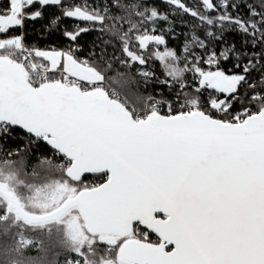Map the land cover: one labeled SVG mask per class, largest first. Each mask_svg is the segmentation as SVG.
Here are the masks:
<instances>
[{
    "label": "snow or ice",
    "instance_id": "obj_1",
    "mask_svg": "<svg viewBox=\"0 0 264 264\" xmlns=\"http://www.w3.org/2000/svg\"><path fill=\"white\" fill-rule=\"evenodd\" d=\"M164 2L201 25L235 24L253 48L264 45V13L251 6V17L259 20L233 18L228 8L237 5L230 0H199L204 12L184 0ZM48 6L59 7L63 18L99 25L78 23L74 31L66 30L73 42L87 31L111 30L108 20H122L110 15L111 7L144 20L167 19L155 8L141 11L139 4L119 0L111 7L107 0L103 7L88 0H0V134L19 127L63 158L57 167L61 176L40 185L21 180L16 162L4 161L0 224L5 234L20 224L56 225L78 257L66 264H81V259L83 264H264V74L259 82L249 79L264 68V48L236 53L231 74L219 64L220 57H232L234 46L202 61L214 70L201 68L197 57L191 68L199 82L194 94L178 93L165 101L150 97L140 112L107 85L100 67L76 57L78 49L33 50L22 32L9 35L23 29L26 20L40 19ZM212 11L221 14L210 18ZM61 16L50 24L58 25ZM134 28L120 36L123 51L132 62L144 64L130 48ZM136 39L141 49L153 41L164 43L162 36ZM188 43L205 47L195 34ZM158 56L183 90L186 68L176 65L179 57L172 51ZM201 89L214 95L203 100ZM45 162L52 163L42 158ZM89 174L105 179L85 184ZM17 243L20 252L33 241L21 235Z\"/></svg>",
    "mask_w": 264,
    "mask_h": 264
},
{
    "label": "trees",
    "instance_id": "obj_2",
    "mask_svg": "<svg viewBox=\"0 0 264 264\" xmlns=\"http://www.w3.org/2000/svg\"><path fill=\"white\" fill-rule=\"evenodd\" d=\"M119 1L121 4H127L128 0ZM238 1H246L255 7L258 12L264 13V0ZM83 2L84 0H65V3L67 4H82ZM88 2L91 3L92 0H88ZM168 5L169 4L165 3L164 0H153L151 4H140V8H142V11L145 8H155L158 10L161 16L166 15V20L155 19L149 21L152 22L155 27L162 29H168L171 27L173 32H180V38L176 40L168 39V44L164 47V49L158 50L157 52L150 50V48L141 49L137 44L136 48H133L135 43L130 41V47L132 51L137 54L139 51H142L147 58H144L145 63L143 65H146V67L151 68L153 71L159 74H161L160 70L162 61L159 58L158 53L172 51L177 55L181 41H183L184 38L182 35L185 32L188 34L197 33L198 36L204 37V34L211 29L210 27L201 28L197 26H194L192 29H190L189 27L191 26L188 22V19H191L192 21H195V19L190 15L184 14L178 16L170 15V13H167L168 9L166 7ZM39 7V5H36L31 9V11H35ZM117 9L118 11H122L124 14L129 13L126 10H121L119 8ZM199 11L204 12L201 9ZM221 11H215L214 13L208 15L210 18H216L221 14ZM127 14L123 16L117 14V12L113 13L112 16H122L123 19H117L114 21L112 20V22L111 20H108L106 23L110 26L111 30L104 31L102 35L99 33V30L87 31L80 34L77 40L73 42L65 37L64 33L66 30L74 31L76 29L75 26L78 23L79 27L98 28V26L91 25V27H89V24L87 23L77 22L71 18H63L61 16V9L59 7L48 6L43 9V16L40 19L35 21L26 20L23 29H16L10 32L9 35H15L18 34V32L20 34V32H22L26 47L33 50H59L62 48L68 50L73 46L82 47L83 51L77 52L78 54L75 53L79 60H81V57L84 56V52L86 50H98L96 48L97 45L105 47V49H108V52H110V54L107 52L104 53L106 60L101 59L95 54V56L91 58L90 62L100 67L105 73L107 82H109L116 90L127 97L136 107H142L144 100L151 95H160L164 96L165 98H172L173 96H177L178 93L181 97H183L184 93L194 94L195 89L187 88L185 90L178 91L174 88H168L167 86H157L154 83L152 84L151 82H147L142 77H140V75H138L136 68L142 64L126 59L125 53L123 51L124 45L120 39V32L122 33L120 22L125 21L126 17H133L132 14ZM55 16H61V19L58 25L53 26L50 24V20H52ZM113 24L115 25L114 27H112ZM245 41L249 42L245 44ZM223 42L226 43V45L233 44L236 48L247 47L250 49L251 47L250 37H244L241 32H229L224 34ZM115 56L120 57V60L126 59L128 62L126 65L120 67L117 65L119 64V60L117 61L114 59ZM109 58L114 60L111 61ZM228 63L229 62L223 63L224 66L221 68V70L225 71L226 74H231L232 72L226 71V66ZM164 69L168 72V69L165 67V63ZM253 78L255 81L259 82L258 73H250L249 79L252 80ZM114 80L119 81V83H115ZM243 90L244 89L242 88L241 91ZM17 150H19V152H17ZM9 153H12V155H9ZM42 158H49L52 163L60 159L56 153L50 150L43 143L27 136L22 131L11 128L6 135L0 134L1 169L5 167L4 161H15L16 163L13 165V167L19 170V178L27 183L36 185H40L52 179L59 178L61 176V172L46 162L41 163ZM34 172L36 175L33 174ZM104 179L105 177L103 176H93L84 178L83 182L85 181V184H99L102 183ZM21 191L24 192L26 190L21 189ZM4 227V224H0V264H13V261L18 260H24L28 262V264H66V261L69 260V255H77L76 253L69 250L67 239L63 230L58 231V226L56 225H48L45 228H33L31 226L20 224L19 226H10L6 234L4 232ZM49 228H51V231H49ZM19 235L37 239L40 241V245L28 246L26 248H22L20 252H17L15 249L18 246L17 237ZM103 251L104 248L102 245H100L99 253H102ZM81 264H83V261Z\"/></svg>",
    "mask_w": 264,
    "mask_h": 264
},
{
    "label": "built area",
    "instance_id": "obj_3",
    "mask_svg": "<svg viewBox=\"0 0 264 264\" xmlns=\"http://www.w3.org/2000/svg\"><path fill=\"white\" fill-rule=\"evenodd\" d=\"M232 2H234L237 5L235 8H232V7L228 8V13L233 18L239 17L241 20H244V21H248L250 18L251 19H255V20H259V17H251L250 6H251V8H254V9H255V7H253L252 5L247 3L246 1L239 2L237 0H230V3H232ZM192 5H194V8H197V10L201 9L203 11V9H204V7L199 4V0H194V4H192ZM237 7L241 8L240 9V11H241L240 15H236L235 14V9ZM214 12L215 11H212V12H210L208 14H212ZM189 24L191 26V27H189L190 29H192L194 26L201 27V28L210 27L211 29L208 32H212L213 35L212 36H208L207 35L208 32H207V33L204 34V37H201V36H198L197 33H193V34H188L187 32L184 33L185 37L183 38V41H181L180 48H179V51H178V53H180V55L178 56L179 59H178V61H176L177 66L186 68V70L184 72L186 73V76L189 77V80H187L186 78H183L184 79L183 83L185 84V88L183 90H185L187 88L196 89L197 87H199L198 80H196V79L194 80V78L191 77V75L193 73V71L191 70L192 64L196 62V58L197 57L200 58L201 62L199 64V66L201 68H203L204 70H214V69H209V66L207 64H204L202 61L206 60L208 58V56L211 53H213V52L216 53L217 56H220V54L222 52H225L226 50H228L230 48H233L232 45H226V43L223 42V35L226 34V31H224V30H227V29L230 28V29H232L235 32H241L235 24H224L223 26H221L220 24L208 25L207 23H205V24L201 25L198 20L192 21ZM127 25H129V23L127 21H123V26L124 27L126 26V30L129 29V26H127ZM75 27H77V24H76ZM168 29H170V27ZM160 31H162V32H160L162 34H157L156 32H154L152 34L147 33L145 35H150V36L154 35V36H162L163 37L164 36V30H160ZM223 32H225V33H223ZM20 34H21V32H20ZM194 34L196 36H198L201 40L204 41V44H205L204 48H201L199 46H192V45H190L188 43L189 41H191V39H192ZM241 34H243V33L241 32ZM180 36H181L180 32L176 31V33H174L171 36L170 39H175L176 40V39L180 38ZM244 37H245V35H244ZM250 42H251V40H250ZM167 44H168V41L166 39H164V43L159 44V45H157L156 43L153 44L152 42H150L147 45V48L149 46H151V45H156V47L158 49H164V47ZM75 47L76 46H73L72 48L74 49ZM186 47L189 50L186 51ZM262 48H264V45H260V44H258L255 48H253L252 45H251L250 49L247 48V47H242V48H236L235 47V52L233 53L232 58H229V59L225 60L223 57H220L219 67L221 69L224 66L223 63L229 62L228 65L226 66V71L227 72H233L234 70H236V69L233 68V65L236 63V53H245L246 52L248 54H254V53L260 52L262 50ZM158 49L156 51L155 50L154 51L157 52ZM184 50L187 53H184L183 52ZM248 50H249V52H248ZM188 58L190 60H192V62L189 63V64H182V63H184L182 61H184V60H186ZM244 58L246 59L247 57H244ZM262 63H264V61H262ZM136 71H137L138 75H140V77H142L147 82H151L152 84L154 83L157 86H167L168 88L170 87V88H174V89H176L178 91H182L181 88H180L179 82H174L172 77L164 75V68H162V65H161V70H160L161 74L153 71L149 67H146V65L138 66L136 68ZM143 73H150V76H148L146 78L144 75H142ZM251 73H253V74L258 73V76H259V79H260V76L262 74H264V68H258V70L253 71ZM56 75L58 77L59 74L57 73ZM252 80H255V79L253 78ZM107 85L110 86L111 88L115 89L108 82H107ZM117 92H119V91H117ZM200 95H201L203 100H207L208 97L210 95H214V93H212V91L209 90V89H201ZM121 97L125 98V96L123 94H121ZM150 97L155 99V100H161V101L175 100V98H176V96H173L172 98H165L164 96H160V95H151V96H148L145 99L144 104H143L142 107H136L131 101H129V100L128 101H129L130 106L135 107L137 109V111L143 112L145 110V102H147L148 98H150ZM161 112L162 113H166L167 112V107L166 106H161ZM57 156H59V155H57ZM59 158L60 159H58L56 162L51 163L53 168L57 169L58 165L61 163L63 158H61L60 156H59ZM20 236L21 235H19L17 237V242H18ZM24 238L30 239V240L33 241V243L31 245H29V246H39L40 245V241L37 240V239L31 238V237H27V236H24ZM77 258H78L77 255H69V260L70 259L71 260H76ZM82 261L83 260L81 259V262Z\"/></svg>",
    "mask_w": 264,
    "mask_h": 264
},
{
    "label": "rangeland",
    "instance_id": "obj_4",
    "mask_svg": "<svg viewBox=\"0 0 264 264\" xmlns=\"http://www.w3.org/2000/svg\"><path fill=\"white\" fill-rule=\"evenodd\" d=\"M153 1V0H152ZM152 1L151 0H128L127 1V4H129V3H137V4H145V3H147V4H151L152 3ZM184 2L189 6V7H191V8H194V5H192V4H194V0H184ZM88 3H90V2H88ZM97 3H100V0H95L93 3H91L92 5H94V4H97ZM112 3H113V0L112 1H110V7H111V5H112ZM119 3H120V1H119ZM102 4H100V6H101ZM168 10H167V13H170V15H172V16H178V15H182V13H180L179 11H176L175 13L173 12V10H172V8H171V6L170 5H168L167 7H166ZM140 10L142 11V8H140ZM114 11V12H113ZM203 11H205L204 9H203ZM115 12H117V14H120V15H126L127 13H123L122 11H118V9L116 8V7H111V12H110V15H112V13H115ZM127 15H129V13L127 14ZM133 15V17H131V19H134V18H136L137 17V15H135V14H132ZM197 19H195V21H196ZM128 23H129V25H127V26H129V29L130 28H132V26L133 25H135V28H134V30L135 31H137V33L136 34H130V41L131 42H134L135 43V45H133V48H136V41H137V39H136V37H137V35H145V34H147V33H150V34H152V33H154V32H156L157 34H162V33H160V32H162V31H160V30H164V35H166V33H167V35H168V32L171 30V29H162V28H159V27H155L153 24H152V22H150L149 20H145L146 21V24H145V26H146V31H144V32H142V31H140L139 30V28H141V26H143L140 22H138V24H134L133 22H131V21H129V20H126ZM192 20L191 19H188V22L190 23ZM111 22H112V20H111ZM118 22H120V21H118ZM112 24V23H111ZM120 24H121V27H122V29L121 30H124V32L126 31V32H129V30H126V26L124 27L123 26V22H120ZM89 27H91V25L89 24L88 25ZM98 26V28H99V25H97ZM97 28V29H98ZM171 28V27H170ZM133 30V29H132ZM99 33H101V35L104 33V32H101V31H99ZM120 35H122V33L120 32ZM183 37H185V35L183 34L182 35ZM155 43V42H154ZM190 44V43H189ZM191 45V44H190ZM97 48H100L99 50H94L95 51V54L98 56V57H100L101 59H103V60H106V56L104 55V53L105 52H107L108 54H110V52H108V49H105V47H102V46H100L99 47V45L97 46ZM131 48V47H130ZM148 48H150V50H152V51H156L158 48L156 47V45H151V46H149ZM74 49H77L76 47L74 48ZM39 50H43V49H39ZM50 50H52V49H44V51H50ZM59 50H64V51H66V49L65 48H62V49H59ZM91 51H92V49H90ZM132 50V49H131ZM158 50H161V49H158ZM119 51V50H118ZM154 51V52H155ZM184 53H187L185 50L183 51ZM92 54H94L93 52H91ZM119 53H121V52H119ZM138 55H141V56H143V58H145L146 59V57H145V55H144V53L142 52V51H139L138 52ZM180 55V53H177V56H179ZM91 56V55H90ZM89 56V57H90ZM125 56H126V59H129L130 60V58L125 54ZM230 58H232V57H230ZM114 59H116L117 61L119 60V64H117L118 66H124V65H126V63L128 62H126L125 64L124 63H122V61H126V59H121L120 60V57H118V56H115L114 57ZM114 59H110L109 58V60H111V61H113ZM83 61H85V60H83ZM88 61H91V59H89ZM162 61V60H161ZM182 62H184V63H182V64H189V63H191L192 62V60H190L189 58L188 59H186V60H184V61H182ZM164 61H162L161 62V65H162V68H164ZM176 63V62H175ZM123 64V65H122ZM143 65V64H142ZM177 65V64H176ZM179 67V66H178ZM179 68H183V67H179ZM165 70V69H164ZM167 71L165 70L164 71V75L165 76H168L167 75ZM186 73L184 72L183 73V77H182V80H184L183 78H186L187 80H189V77L188 76H186ZM170 77V76H169ZM191 77L192 78H194V80L196 79V80H198V78L196 77V74L193 72L192 73V75H191ZM109 83V82H108ZM110 84V83H109ZM111 85V84H110ZM112 86V85H111ZM113 87V86H112ZM118 91V90H117ZM127 98V97H126ZM128 99V98H127ZM129 100V99H128ZM130 101V100H129ZM145 101V100H144ZM9 161V160H8ZM1 169V168H0ZM85 182V181H84ZM32 238V237H31Z\"/></svg>",
    "mask_w": 264,
    "mask_h": 264
},
{
    "label": "bare ground",
    "instance_id": "obj_5",
    "mask_svg": "<svg viewBox=\"0 0 264 264\" xmlns=\"http://www.w3.org/2000/svg\"><path fill=\"white\" fill-rule=\"evenodd\" d=\"M95 0H92V2L91 3H93ZM110 1H112V0H107V3H108V5H110L109 3H110ZM238 1V0H237ZM104 2H105V0H100V3L99 4H102L101 5V7H103L104 6ZM91 3H89V4H91ZM240 7H237L236 9H235V14L236 15H240L241 14V11H240ZM113 14V13H112ZM126 20H129V21H131V22H133L134 24H138V22H140L143 26H141V28H139V30L140 31H142V32H144V31H146V26H145V24H146V21L142 18V17H140V16H137L136 18H134V19H131V17L129 16V17H126L125 18V21ZM122 28V27H121ZM171 29V28H170ZM127 30H129V29H127ZM126 32V31H125ZM229 32H233V33H235V31H233L232 29H227L226 30V33H229ZM124 33V30H122V34ZM137 33V31H135L134 29L129 33V38H130V34H136ZM174 33H176V31H174L173 32V30L171 29L169 32H168V35L166 34V35H164L163 36V38L164 39H166V40H168V39H170L171 38V36L174 34ZM102 38H103V36H102ZM229 45H232V46H234L233 44H229ZM98 46V45H97ZM97 46H96V48H97ZM100 47V46H99ZM76 48L78 49L77 51H75V53H77V52H81V51H83L82 50V47H79V46H76ZM98 50L100 49V48H97ZM91 52H93L94 53V51H93V49H92V51L91 50H89V51H85L84 52V56H82L81 57V60L83 61V60H89V59H91L92 57H94L95 56V53L94 54H92ZM78 54V53H77ZM91 55V56H90ZM90 56V57H89ZM62 158V157H61Z\"/></svg>",
    "mask_w": 264,
    "mask_h": 264
},
{
    "label": "water",
    "instance_id": "obj_6",
    "mask_svg": "<svg viewBox=\"0 0 264 264\" xmlns=\"http://www.w3.org/2000/svg\"><path fill=\"white\" fill-rule=\"evenodd\" d=\"M12 129H16V130H19V131H22L23 133H25L27 136H29V137H31V138H33V139H36L35 137H33V136H30V135H28L24 130H22L21 128H19V127H14V128H12ZM38 141V140H37ZM41 143H43L45 146H47L50 150H52L53 152H54V150L49 146V145H47L45 142H43L42 140L40 141ZM61 157V156H60ZM86 177H93V175H85L84 176V178H86ZM83 178V179H84ZM103 183V182H102ZM153 236L154 237H156L154 234H153Z\"/></svg>",
    "mask_w": 264,
    "mask_h": 264
},
{
    "label": "crops",
    "instance_id": "obj_7",
    "mask_svg": "<svg viewBox=\"0 0 264 264\" xmlns=\"http://www.w3.org/2000/svg\"><path fill=\"white\" fill-rule=\"evenodd\" d=\"M13 34V33H12ZM18 34H19V32H18ZM14 35V34H13ZM16 35V34H15ZM153 44H154V41L152 42ZM136 44L139 46V41L137 40L136 41ZM145 48H147V46L145 47ZM122 94V93H121Z\"/></svg>",
    "mask_w": 264,
    "mask_h": 264
},
{
    "label": "flooded vegetation",
    "instance_id": "obj_8",
    "mask_svg": "<svg viewBox=\"0 0 264 264\" xmlns=\"http://www.w3.org/2000/svg\"><path fill=\"white\" fill-rule=\"evenodd\" d=\"M151 239L153 240V241H155L156 240V237H154L153 235L151 236Z\"/></svg>",
    "mask_w": 264,
    "mask_h": 264
}]
</instances>
